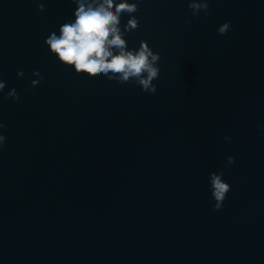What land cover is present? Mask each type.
I'll list each match as a JSON object with an SVG mask.
<instances>
[{"label": "water", "instance_id": "1", "mask_svg": "<svg viewBox=\"0 0 264 264\" xmlns=\"http://www.w3.org/2000/svg\"><path fill=\"white\" fill-rule=\"evenodd\" d=\"M128 2L126 50L160 53L154 94L49 54L71 0H0V81L19 96L0 97V264H264V0L198 17L188 0ZM220 171L231 190L214 211Z\"/></svg>", "mask_w": 264, "mask_h": 264}, {"label": "clouds", "instance_id": "2", "mask_svg": "<svg viewBox=\"0 0 264 264\" xmlns=\"http://www.w3.org/2000/svg\"><path fill=\"white\" fill-rule=\"evenodd\" d=\"M75 3L74 22H66L59 27V35L52 32L45 39L44 45L51 56L58 63L70 69L77 76L88 79L95 78L97 74L119 73L118 77L108 76L109 80L118 79L127 82L129 77L137 79V83L143 92L154 94L156 85L152 82L160 75L157 66L160 61V53L153 52L146 41H141L136 50H126L127 42L122 39L123 33L119 27L122 14H133L138 9L136 2L129 3L121 0L114 4V0H102L97 4L96 0L87 3V0H71ZM210 0H188L187 6L193 17L201 13L209 14ZM114 9V10H113ZM38 11L43 12V5L38 6ZM185 24H191V20L185 18ZM139 21L135 16H130L124 32L135 31ZM231 30L230 22H225L217 29L218 35H226ZM111 37V39H109ZM33 76L39 79L31 82V87H37L43 80L39 72L34 71ZM23 76V72L17 73V78ZM5 83L0 81V97L11 99L14 103L19 101L15 89L3 95ZM5 125L0 122V150L3 149L6 137L3 135ZM225 142H230V137H224ZM234 157H227L225 168L234 163ZM224 172L209 173L211 199L214 201V211H219L231 190L228 183L223 180Z\"/></svg>", "mask_w": 264, "mask_h": 264}]
</instances>
